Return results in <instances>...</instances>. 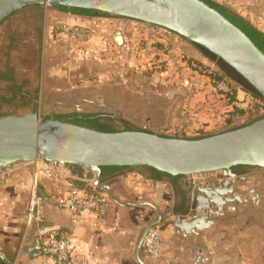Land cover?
Instances as JSON below:
<instances>
[{"label":"rangeland","instance_id":"1","mask_svg":"<svg viewBox=\"0 0 264 264\" xmlns=\"http://www.w3.org/2000/svg\"><path fill=\"white\" fill-rule=\"evenodd\" d=\"M214 1L225 4L223 0ZM64 13L66 12L51 6L40 8L31 6L12 14L0 25V75L7 71L9 63L13 67L15 77V82L0 78V97L5 98L0 103V115L20 114L33 110L37 111L41 117L55 114L71 115L76 114L77 111L81 114L102 113L108 115L119 129L124 126L123 121H127L135 130L187 138H198V136L203 137V135L208 136L234 129L264 115H260L253 107L251 96L240 89L238 107L245 112L235 113L232 109L228 113H235L233 117H223L215 126L161 128L155 125L150 115L153 114L156 106L161 108V111L165 110L163 113L171 108L174 101L169 93L172 89L165 86L163 79L147 75L143 69L136 71L133 68H125L123 76L118 72L112 76H99L94 75L102 67L97 63L80 65L71 62L69 64L66 60L57 59L55 55L57 50L51 43L52 39L50 38L48 43L46 39L43 41L42 37L45 31L51 30L60 23L73 24L64 19ZM113 18L121 20L120 17ZM81 25L89 26V24ZM156 29L161 37L164 33L168 37H180L183 42H186L189 46L188 50H183V56L195 59L210 70L221 72L215 61L201 55V52L185 38L161 27ZM50 33L54 36L57 34ZM36 35L40 37L39 42ZM171 47H173L172 44ZM72 81L78 84L75 89L70 87ZM51 83H57L59 87L50 88ZM14 84L22 86V92L28 96L26 100L20 96L21 94L13 95L11 87ZM131 170L151 175L145 167H131ZM245 170V174H242L244 179L236 181L234 191L248 200L241 203H229L225 206L224 215L215 216L218 219L222 217L225 219L219 220L221 228L217 234H214L217 238L213 244L216 245L214 248L223 251L224 244L231 243L239 232L240 234L244 232L246 236L241 238L240 242L244 241V251L248 257L244 259L243 264H264V178L259 175L264 173V169L250 166ZM3 171L2 176H6L8 170ZM233 172L237 174L236 171ZM163 178L171 182L169 177ZM191 178L187 176L179 179L181 191L171 187L170 191L165 189L160 192L165 199L160 201L159 213H165L168 209L174 211L170 216L166 214L165 218L151 228L158 239L159 256L153 258L147 255L142 247L140 255L146 264H195L200 251L203 252L210 245L211 235L208 234L206 238H202V235L197 237L189 236V234L184 238L176 232L177 229L172 221L180 210V196L183 189L191 193L197 184L207 185L211 180L223 178V175L215 172L212 177L208 174L193 176L195 185L187 184ZM29 200L30 197L26 192L19 194L10 183L0 179V237H3L5 227L8 228V225L16 227L18 233L23 230L28 217ZM187 205L189 206V201L186 207ZM231 206L235 209L230 208ZM232 210H236V214L230 213ZM10 214L15 217H10ZM156 218L155 213L145 215L127 213V220L124 225H121L120 234L112 237L117 248L127 253L124 254L123 264H139L135 257L137 243L145 228ZM227 223L232 224L234 229L227 230L225 228ZM211 249L213 250V247ZM231 253L235 255H232L233 259L230 262H237V253ZM225 260V258L219 260L218 264Z\"/></svg>","mask_w":264,"mask_h":264},{"label":"water","instance_id":"2","mask_svg":"<svg viewBox=\"0 0 264 264\" xmlns=\"http://www.w3.org/2000/svg\"><path fill=\"white\" fill-rule=\"evenodd\" d=\"M34 5L90 9L150 30L166 29L215 55L264 99V52L203 0H0V25L12 14ZM38 160L91 170L95 173L93 186L101 192L105 191L100 184L103 166L153 167L172 176H191L187 184L194 185L193 176L220 172L223 178L219 181L196 185L189 202L191 216L177 214L172 221L184 236L197 235L214 225L212 216L224 215L227 204L248 200L234 191L236 181L243 177L232 168L264 167V115L244 126L198 138L135 129L100 131L65 119L41 117L34 110L0 115V172ZM161 218L159 215L145 228L137 243L139 264H146L140 255L144 239ZM35 248L40 254V244ZM202 253L195 264L204 260ZM0 259L5 264L2 255Z\"/></svg>","mask_w":264,"mask_h":264},{"label":"crops","instance_id":"3","mask_svg":"<svg viewBox=\"0 0 264 264\" xmlns=\"http://www.w3.org/2000/svg\"><path fill=\"white\" fill-rule=\"evenodd\" d=\"M223 1L264 31V0ZM63 17L73 24H89L94 30L93 38L86 43H75L65 34L52 35L49 29L43 33V41L46 39L49 43L51 38V43L57 50L55 54L57 59L66 60L69 64L76 62L80 65L90 63L101 65V70L94 75L112 76L118 72L123 76L125 68H133L136 71L143 69L156 53L153 43L161 37L157 29L150 30L143 25L129 24L122 19L117 20L109 16L89 17L64 13ZM162 37L169 42L167 54L163 53L167 68L160 73L161 76L153 75V77H160L165 86L172 89L169 96H173L171 97L174 102L166 113L157 106L154 108L150 116L155 125L161 128L184 126L209 128L219 124L223 117L230 116L231 113L228 112L233 109V104L216 88L206 74L190 69L183 60V50H188L189 45L180 37H168L164 33ZM36 38L39 42V35H36ZM171 44L173 47L170 48ZM49 87L55 89L59 85L51 83ZM70 87L71 89L78 87L77 82L72 81ZM237 97L239 98V91ZM235 105L238 106L239 102L237 101ZM38 165L37 161L22 162L7 169L6 176H2L5 169L0 172V179L10 183L17 193L26 192L30 197L36 192L41 198L39 220L30 221L26 218V225L19 233L16 227H10V225L8 228L5 227L4 235L0 237V255L5 259V264H53L52 259L43 254L39 237L42 229L52 225H59L62 232L73 237L78 264H123L124 254L127 253L117 248L112 237L120 234L121 225H124L127 220V213L143 215L155 213L157 214L155 220H157L159 215L165 218L166 214L170 216L174 211L168 209L165 213H159L160 201L165 199L160 192L165 189L170 191L171 187L173 188L170 180L167 181L165 178L156 180L151 175L126 168L102 174L100 184L102 189H105L103 193L110 198L107 220L104 223L98 222L88 212L73 215L57 206L52 199L53 195L63 191L69 181L80 185L93 184L95 173L86 168L59 165L54 177L47 178L36 175ZM195 191L196 188L193 192L187 193L183 189L180 204L187 203L189 201L187 199ZM235 211L232 210L230 213L236 214ZM177 213L188 217V212L177 211ZM14 217L13 215L12 218ZM222 218L225 219V217ZM222 218L212 216L211 219H215L213 226L197 235H189L197 237L202 235V238H206L208 234L211 235L212 243L209 244L212 246L209 245L203 250L201 255L204 260L199 261L198 264H218L219 260L224 258L226 260L221 264H243L244 259L248 257L244 251V241L240 242L241 238L246 236L244 232L242 234L239 232L231 243L224 244L223 251L214 248L216 245L213 243L217 238L214 234L220 230L219 220ZM229 224L227 223L225 228L231 231L234 226ZM176 232L186 238L181 232ZM37 244H40V254L35 248ZM231 252L237 253L235 263L230 262L233 259L232 255H235ZM0 264H2L1 259Z\"/></svg>","mask_w":264,"mask_h":264},{"label":"trees","instance_id":"4","mask_svg":"<svg viewBox=\"0 0 264 264\" xmlns=\"http://www.w3.org/2000/svg\"><path fill=\"white\" fill-rule=\"evenodd\" d=\"M206 3H208L210 6L218 10L220 13H222L226 18H228L232 23H234L236 26H238L242 31H244L250 39L256 44V46L264 52V31L259 29L257 26H255L251 21H249L247 18H245L240 12L237 10L233 9L232 7L216 2L214 0H203ZM36 7H39L38 5H34ZM56 10L66 12V13H72V14H77V15H84V16H96V15H103V16H109V17H117L114 15H110L108 13L100 12V11H95V10H90V9H83V8H75V7H66V6H55L53 7ZM169 42L163 38V37H158L155 42L153 43V46L155 48L154 55L150 59V61L143 67L144 72L147 75L153 76V75H158L161 76V72H164L165 68H167V65L164 63L163 57H165L164 54H167L168 48H169ZM200 52L203 56L206 58L215 61L219 67L221 72L213 71L210 73L208 76L210 79H213L216 75L218 79L225 80L231 87V93H226L223 94L225 97L230 101L233 107V109L236 112H241L244 113V109L239 108L236 104L238 101L237 93L241 89L242 91L246 92L248 95L251 96V99L253 100L252 103L253 107L256 109V111L261 115L264 114V99L249 85L247 84L244 79L230 66L225 64L223 61L218 59L215 55L207 51L206 49L200 47L197 44L192 43ZM164 53V54H163ZM183 60H185L186 65L190 69L194 70H199L196 65H201L204 69H207L208 67L202 65L201 63L197 62L195 59L188 58L183 56ZM13 67L7 64V71L2 73L0 75L1 79H8L12 82H15V77L13 75ZM199 72H202L199 70ZM13 91V95L17 96L20 95L24 100H26L27 95L22 92V86L20 85H13L11 87ZM5 100L4 97H0V103ZM235 113H232L230 117H233ZM62 116H73L72 119H69L68 121L94 128L100 131H118V130H129V129H135L133 128L127 121H123L124 126L122 128L116 127L113 122L111 121L110 117L108 115H104L102 113H90V114H79L75 116V114L71 115H63V114H55L53 115L54 118L57 119H62ZM244 126V125H243ZM164 136H170V135H164ZM205 136V135H203ZM202 137V136H198ZM193 138V137H191ZM77 168H81L79 166H76ZM250 166L246 165H238L234 166L232 168V171H236L237 174H245L246 170L245 168H248ZM129 167H122V166H103L102 167V174L106 173H113L116 171H119L121 169H126ZM151 172V177L153 179L159 180L163 177H169L171 179L172 185L174 189L180 190L181 187L179 185V179H181L182 175H176L172 176L169 175L168 173L159 171L153 167H145Z\"/></svg>","mask_w":264,"mask_h":264},{"label":"built area","instance_id":"5","mask_svg":"<svg viewBox=\"0 0 264 264\" xmlns=\"http://www.w3.org/2000/svg\"><path fill=\"white\" fill-rule=\"evenodd\" d=\"M50 32L65 34L75 43H86L94 36L92 27L69 23H60L51 28ZM195 66L207 76L215 71L209 68L204 69L201 65L195 64ZM210 80L224 94L232 92L230 85L225 80L218 79L216 75ZM37 162L39 163L36 171L37 176L54 177L59 164L44 160H38ZM52 199L57 206L73 215H81L88 212L100 223H104L107 220L110 198L105 193L100 192L92 183L80 185L74 181H69L66 188L63 191L56 192ZM40 203V196L34 192L29 200L27 218L30 221L39 220L41 214ZM39 237L43 254L49 256L53 264H78L73 237L62 232L59 225H52L42 229ZM157 243L156 234L152 229L149 230L143 243V248L147 255L153 258L159 256Z\"/></svg>","mask_w":264,"mask_h":264},{"label":"flooded vegetation","instance_id":"6","mask_svg":"<svg viewBox=\"0 0 264 264\" xmlns=\"http://www.w3.org/2000/svg\"><path fill=\"white\" fill-rule=\"evenodd\" d=\"M27 98H28V96H27ZM79 114H81L80 112H76V114H75V116H77V115H79ZM52 117H53V115H51ZM62 119H65V120H69V119H72L73 118V116H62L61 117ZM258 168H260V169H264V167H262V166H257ZM262 174L263 173H260L259 175H261L262 176ZM213 176V175H212ZM212 176H210V177H212ZM238 176H241V177H243V175L242 174H238ZM263 177V176H262ZM264 178V177H263ZM222 179V178H221ZM244 179V178H243ZM220 179H215V180H211V181H209L208 183H207V185L208 184H210L211 182H213V181H219ZM241 180V179H240ZM187 200H189V202H190V198L189 199H187ZM236 203V202H235ZM186 202L185 203H181L180 205H179V207H180V212H184V211H186V212H188V216H191V210L190 209H188L189 208V206L187 205V207H186ZM231 204V203H230ZM228 206V205H227ZM178 207V208H179ZM188 210V211H187Z\"/></svg>","mask_w":264,"mask_h":264}]
</instances>
